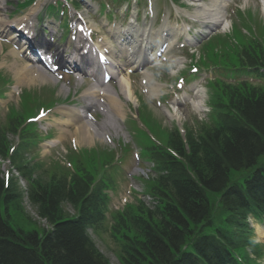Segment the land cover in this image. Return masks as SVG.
<instances>
[{"label":"trees","instance_id":"trees-1","mask_svg":"<svg viewBox=\"0 0 264 264\" xmlns=\"http://www.w3.org/2000/svg\"><path fill=\"white\" fill-rule=\"evenodd\" d=\"M262 55L261 52L253 56L257 63L264 64L259 58ZM225 90L226 104L221 106L214 127L204 131V138L190 141L193 153L187 159L192 174L178 163L169 162L163 188L167 200L164 208L129 216L116 226V231H122V264H190L191 256L180 253V247L188 239H194L193 250L205 260L207 255L201 248L207 244L218 258L223 256L224 248L216 238L194 237L209 208L204 190L217 193L227 183L229 170L248 168L264 153V87L242 84ZM226 107L228 110H224ZM0 153H4L1 146ZM60 190L46 188L35 193V198L30 196L40 216L53 224L52 230L43 231V235L11 228L0 218V264H108L84 231L85 226L97 227L101 220L94 200L80 203L77 218L65 219L60 201L76 204L83 190L74 193L69 190L68 194L63 188ZM12 197L4 190L0 178V202ZM224 199L221 205L229 213L228 225L242 228L244 217L237 211L240 207L233 205V200ZM131 222L135 227L132 237L126 234L132 228ZM219 236L225 245L231 244L228 237ZM236 245L233 240L232 247Z\"/></svg>","mask_w":264,"mask_h":264},{"label":"rangeland","instance_id":"rangeland-1","mask_svg":"<svg viewBox=\"0 0 264 264\" xmlns=\"http://www.w3.org/2000/svg\"><path fill=\"white\" fill-rule=\"evenodd\" d=\"M188 1V0H187ZM14 2V1H13ZM189 2V1H188ZM180 3H187L184 2V0H181ZM162 5L160 4V7ZM248 11H252L253 14L255 15V20H254V26L253 30H250L247 34L241 33L238 35V37H235V41H228L227 39L224 41H216L214 40L212 43L204 44L200 49H199V55L201 59V65L202 66H209L211 64H219V65H226V64H233L235 63L237 59V53L242 47H247L251 46L254 42L263 40L264 38V18L261 14L260 11V5L257 4V1L252 0L247 7ZM172 22H174V19H172ZM183 22V18L181 17L179 19V23ZM252 25V24H251ZM247 27V26H246ZM156 31V29H154ZM250 37V38H249ZM212 40V39H211ZM1 76V75H0ZM59 87L56 86V91L58 96L63 97L64 95H67L66 91H62L63 88L66 89L67 91L71 90L68 84L64 82H59ZM209 87L212 89V86L209 85ZM1 89V86H0ZM36 89V87H35ZM136 96L142 101L146 102L145 97L143 96L142 93H136ZM0 98H2V95H0ZM147 109L146 111L151 113L153 117L155 118L156 121L159 120H164L163 123L167 127H171L172 125L177 126L178 128H181L182 126L187 129H194L198 128L201 125H207L211 123L212 116L208 115L205 117L204 116H198L199 114H194V113H187L186 110H188L187 106L185 104H180L178 107L180 111L178 110L177 107L176 113L171 114L167 113L169 116H172L171 119L174 121H168L167 116L165 113L162 111L161 107L155 109H151L150 103H147ZM10 107V106H8ZM11 110H9L8 114H10ZM132 112L136 113V109L132 108ZM6 110L0 111V124L3 121H7L9 116L5 115ZM198 119H202V121H199ZM65 129V128H63ZM58 133H55L53 137H56ZM118 137H120V143H127L131 146V149L133 148V145L135 144L132 139V133H126L125 131L121 132ZM157 139H161L162 137L160 135L156 136ZM68 142V141H67ZM111 140L108 139V143H110ZM63 147L62 145L56 149V151L53 153L54 155H49V156H43V154L38 153L36 156L41 157L42 160V167L37 171V174L41 172V170L44 173V176L47 177L54 171H59L60 175H65L66 173L70 174L74 171H76L75 165L82 163L83 169H85L87 172L94 173L96 168L98 167L97 163H92L89 160H81L83 157L77 158V163L74 164L71 159H67L66 154L62 153ZM78 149V148H77ZM72 150L71 147L68 149V152ZM78 154H81L79 152ZM65 156V157H64ZM29 159V157H28ZM4 167H1V169ZM64 172L65 174H63ZM42 177V178H45ZM48 181V180H47ZM20 203V202H19ZM19 203L12 205L9 209V215L12 213V220L15 222L17 225L21 226L22 228H27V229H36L40 230L41 229V223L38 222L36 218H34L32 212L34 211V208L31 206H26V202L22 201V204L19 205ZM63 205V204H62ZM216 206V203L214 204ZM214 206V207H215ZM63 211H65L67 214H71L70 208L65 204L63 205ZM211 215H213L216 219L218 216V210H216V207L214 210L211 212ZM252 221L250 220V223ZM129 236H132V233L129 234ZM97 246L99 247L100 251L104 253V255L109 259L111 264H118L117 260L115 257L118 256V250L116 248V242L113 244L112 240L106 235V234H101L100 237L93 236ZM263 247V246H262ZM116 248V249H115ZM264 249V247H263ZM115 254V256H114ZM264 254V251L262 252V255ZM251 260L247 259L246 263H250ZM262 262H264V258H262Z\"/></svg>","mask_w":264,"mask_h":264},{"label":"bare ground","instance_id":"bare-ground-1","mask_svg":"<svg viewBox=\"0 0 264 264\" xmlns=\"http://www.w3.org/2000/svg\"><path fill=\"white\" fill-rule=\"evenodd\" d=\"M214 3H216L217 5H220L221 3H222V0H215V2ZM197 4H200V3H196L195 5H197ZM207 9V8H206ZM207 10H209V9H207ZM218 11V8H215V9H213V11H211V12H203V14H205V15H207L210 19H209V22L211 23V24H215L214 26H216V24L217 23H219L220 22V19H218L216 16H215V14H216V12ZM199 12L201 13V11L199 10ZM261 14H262V16H263V14H264V7L262 8V10H261ZM201 18H203V19H205L204 20V22H205V24H206V26H210L211 24H209L208 23V21H207V18L206 17H204V16H202L201 15ZM223 19H224V16H223ZM221 20V22H220V25H221V27H224V28H228V21H226V19L225 20ZM0 23H4L2 20H0ZM19 24H21V22L19 23ZM213 26V27H214ZM241 25H238V29L239 28H241L240 27ZM233 28H234V31H230V34L232 35V36H235V37H238V35L236 34V32H239L238 30H237V24H235L234 26H233ZM242 32V31H241ZM146 36H147V34H146ZM141 45V43H139V46ZM133 48H131V50L129 51L130 52V58H129V61L132 63V62H135V59L136 60H139L140 59V56H133V55H135L136 53H137V51H136V48H135V45H133L132 46ZM147 48V46H144V48L143 49H146ZM139 52V51H138ZM15 54V53H14ZM107 56V58H108V60L113 64V65H115V64H117L118 65V61L115 59V57H111L110 55H106ZM133 56V57H132ZM154 58H152V60H153ZM123 66H125V65H123ZM110 71H111V74H115L117 71L116 70H114V71H112V69L110 68ZM118 79V82H119V84H118V87H119V90L125 95V98L127 99V100H129L130 101V99L134 96V94H133V92H132V90H131V88H130V85H129V82H128V80H126V78H124L123 76H121V77H117ZM145 79V80H144ZM151 80V78H148V75H144V77L142 78V81H144L145 82V85L146 86H148L149 85V81ZM32 82H34L35 84L37 83V84H43V83H45V82H48L47 81V77H45L43 74H41V73H39V74H37V75H35V77H33V78H31L30 77V74L28 75V80H27V84L28 85H32L33 83ZM96 88L97 87H100V86H95ZM97 92H100V91H98L97 90ZM105 92H106V94H113V92L110 90V89H105ZM103 94V93H102ZM193 95H194V97L196 98V101L195 102H193L192 104H193V107H194V109H198V104L200 103V98L202 99V95H200V92H199V90H197V92H196V94H194L193 93ZM107 100H108V106L110 107V108H114V109H117V110H119L120 108H121V105H120V103L114 98V97H111V96H108L107 97ZM89 105H87V107H88ZM112 114H114V115H116V116H118V113L117 112H112ZM68 122V121H67ZM70 122V121H69ZM72 135L76 138V141L78 142V139L80 140V142H84V143H88L89 141L92 143L93 142V137H99V133L98 132H91L90 133V135L88 136V132H87V129L86 128H83L82 126L81 127H76L75 129H74V131L72 132Z\"/></svg>","mask_w":264,"mask_h":264}]
</instances>
